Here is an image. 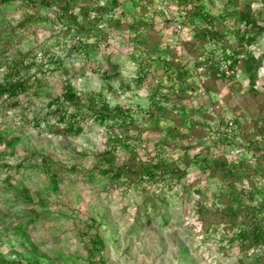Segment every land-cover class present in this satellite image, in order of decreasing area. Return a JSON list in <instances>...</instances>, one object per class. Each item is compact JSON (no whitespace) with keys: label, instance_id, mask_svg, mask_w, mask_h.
<instances>
[{"label":"rangeland","instance_id":"obj_1","mask_svg":"<svg viewBox=\"0 0 264 264\" xmlns=\"http://www.w3.org/2000/svg\"><path fill=\"white\" fill-rule=\"evenodd\" d=\"M197 8L213 39L188 0H78L70 19L57 0L0 4V85L24 83L0 95V264H264L200 164L248 176L236 186L264 228V0ZM66 85L109 116L67 129ZM146 163L155 178L135 175Z\"/></svg>","mask_w":264,"mask_h":264},{"label":"trees","instance_id":"obj_2","mask_svg":"<svg viewBox=\"0 0 264 264\" xmlns=\"http://www.w3.org/2000/svg\"><path fill=\"white\" fill-rule=\"evenodd\" d=\"M11 1L14 0H0V4H5ZM77 1L78 0H57L60 15L70 19V17H72V9L74 7V3ZM197 2H200V0H188V3L193 6V12L191 14L192 18L200 17L203 23H205L209 27L208 29L201 30L197 34V37L208 40L210 38L213 39L215 37V34H217V30H213L216 25L215 21L212 17L206 15L202 16V14L200 13V8H197ZM70 21L72 23H75L76 20ZM80 47L83 50L77 48V53L84 52L85 60L88 59V55L90 54L91 50L87 48L91 47V45L80 44ZM23 88V82L0 85V95L6 94L7 97H15L17 93ZM157 94L158 93L156 92V95ZM54 102L58 105L55 110V114L58 115V120L61 123H64L65 127H67V129H69L70 131H73V126L79 124L80 121H84L89 114L95 115L94 117L96 119H98L97 117H99L100 121H102L106 119L109 116V112H111L105 102H98L94 98L83 100L73 91L70 85L65 86L61 96L56 98ZM68 106L72 108L71 113L66 112ZM155 107L157 110L158 108L161 109L158 102H155ZM78 130L80 131V128ZM128 163L129 161L125 162L123 168H127ZM200 164L203 167L207 168V171L209 173L208 175L211 178L218 177L221 181H223L226 188L229 190V195L233 196V200L237 204L236 207H234L233 204H229L226 207L215 211L218 212L217 214L222 217L224 223L228 225V229L232 231L235 230L234 239L237 241L238 246L244 248L245 246L250 247L264 244V228H262V226L260 225L256 214L258 213V208H261V202L259 200L257 206L253 205L252 202L246 203L244 196H246L247 194L243 195L242 191H239V188L236 186L239 182H242L243 179L248 176L243 175V173H240L233 168L231 169L230 167H228L225 160L222 158L210 160V158L204 157ZM160 169V163H157L154 166L150 163H146L137 167L135 166L134 173L136 176H142L143 174L149 178H155L156 173ZM102 173L105 174L107 172L105 170L102 171ZM250 191L249 193H251ZM216 205L219 206L218 204Z\"/></svg>","mask_w":264,"mask_h":264},{"label":"built area","instance_id":"obj_3","mask_svg":"<svg viewBox=\"0 0 264 264\" xmlns=\"http://www.w3.org/2000/svg\"><path fill=\"white\" fill-rule=\"evenodd\" d=\"M228 71H225V74L227 73Z\"/></svg>","mask_w":264,"mask_h":264}]
</instances>
